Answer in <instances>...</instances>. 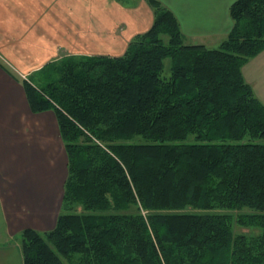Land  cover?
<instances>
[{"label": "trees", "instance_id": "1", "mask_svg": "<svg viewBox=\"0 0 264 264\" xmlns=\"http://www.w3.org/2000/svg\"><path fill=\"white\" fill-rule=\"evenodd\" d=\"M148 1L152 23L122 54L66 56L22 80L67 154L55 225L20 232L22 264H264V103L242 74L264 49V0H234L215 47Z\"/></svg>", "mask_w": 264, "mask_h": 264}, {"label": "crops", "instance_id": "2", "mask_svg": "<svg viewBox=\"0 0 264 264\" xmlns=\"http://www.w3.org/2000/svg\"><path fill=\"white\" fill-rule=\"evenodd\" d=\"M159 1L189 43L214 47L232 27L234 0ZM152 20L148 0H0V264H22L24 228L54 227L67 176L55 112H32L22 80L58 57L120 55ZM263 53L242 74L264 101Z\"/></svg>", "mask_w": 264, "mask_h": 264}, {"label": "rangeland", "instance_id": "3", "mask_svg": "<svg viewBox=\"0 0 264 264\" xmlns=\"http://www.w3.org/2000/svg\"><path fill=\"white\" fill-rule=\"evenodd\" d=\"M188 42H190V41H188ZM207 47H209V46H207ZM71 56H81V55H71ZM62 58L63 57H58V58L54 59L53 61H49L47 63H51V62L58 63ZM168 59L169 58H166L164 60L163 75H166V76L169 75V61H170V59L169 60ZM261 60H264V53H263V55L261 57ZM261 68L264 69V65H262ZM29 76L27 75L26 76V79L29 78ZM261 77H262V84H261V86H263L264 85V83H263V81H264V75H262ZM262 102L264 103L263 100H262ZM191 139H192V136H189L188 135L187 140L190 141ZM140 140H142V137L140 135H136L130 141H140ZM134 208L135 207H132V209H134ZM211 211H213V212H229V213L232 212L233 214H236V213H243V212L246 213V212H250L251 210L247 206H242V207H233V208H228V209H220V208H217V209H214V210L212 209ZM140 212L145 216L147 214L148 210H145V209L140 208ZM232 224H233V222H232ZM260 229L261 228L255 227V226L246 227V226L238 225L236 222H234V227H233L234 232H244V233L250 234V235L251 234L258 233L260 231Z\"/></svg>", "mask_w": 264, "mask_h": 264}]
</instances>
